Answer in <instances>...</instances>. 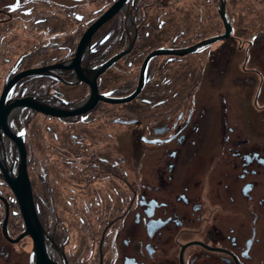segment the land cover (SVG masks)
<instances>
[{
  "label": "flooded vegetation",
  "instance_id": "obj_1",
  "mask_svg": "<svg viewBox=\"0 0 264 264\" xmlns=\"http://www.w3.org/2000/svg\"><path fill=\"white\" fill-rule=\"evenodd\" d=\"M115 1L0 0L1 85L17 72L42 69L18 78L10 98L32 96L62 107L83 102L90 87L69 65L83 33ZM143 3L126 0L82 51L78 66L85 72L131 43L96 78L105 96L130 94L152 50L182 49L225 33L218 7L222 30L188 32L195 35L190 41L177 32L164 44ZM229 4L237 5L232 18ZM224 8L230 30L216 40L221 46L211 47L214 41L151 56L139 93L128 101L98 100L67 116L18 108L26 120L35 113L49 120L41 159L33 147L27 153L25 121L15 127L9 114L11 130L24 134L33 211L28 208L27 229L5 179L18 173L15 142L0 129V264H38L37 225L43 264H264V0H224ZM246 19L253 29L234 28L233 21ZM156 21L161 28L164 19ZM139 54L132 75L128 67ZM166 66L173 67L172 83ZM166 84L171 95L162 91ZM100 116L123 127L92 125L96 140L82 141L78 124ZM55 118L76 129V142L64 141L66 127L61 142L54 140Z\"/></svg>",
  "mask_w": 264,
  "mask_h": 264
},
{
  "label": "water",
  "instance_id": "obj_2",
  "mask_svg": "<svg viewBox=\"0 0 264 264\" xmlns=\"http://www.w3.org/2000/svg\"><path fill=\"white\" fill-rule=\"evenodd\" d=\"M125 1L126 0H116L95 22H93L86 29V31L83 33L82 37L79 40L76 53L72 59L73 63L69 65V67H73L78 79L83 80L90 87V94L83 102L76 103L75 105L69 106V107H62V106H53V105H49L44 102H40L39 100H36L32 96H24L20 98H10L9 96L10 90L13 84L16 82V80L20 77H23L29 74L40 73L42 69H37V68L26 69V70L17 72L8 81H6L2 86V89L0 92V129H2L3 133L6 134L8 137H10L15 142V150H16V153L19 159L17 175L13 179H11L7 174H5V179L10 184V186L12 187V189L15 191L17 195L24 218L26 220L27 229H29L28 208H31L33 211V204H32V201H30L31 198H30V191H29V181H28L27 170H26V149L24 145V134L22 132L14 133L8 124V116L13 110L27 106V107L34 108L44 114H49L52 116H67V115L78 114V113H81V112H84L90 109L98 100H104V101L113 102V103L128 101L134 98L139 93L142 87V84H143V75H144L146 62L151 56L155 54H159V53L188 52V51L194 50L197 47L212 43L218 39L225 37L228 31L230 30V24L227 22L226 17H225L224 0H220L218 11L223 20L224 26H225L224 34L208 37L206 39H203L197 42L196 44L192 46L182 48V49L158 48V49L152 50L146 55L145 59L142 62L138 82H137L135 89L126 96L108 97L98 92L96 78L106 68H108L117 58H119L122 54H124L125 51L130 47L131 43L129 44L127 49H124L120 52L115 53L114 55H112L111 57H109L107 60L97 65L96 67L89 68L86 71L84 70L85 72H83V70L79 68L78 65H79V60H80L82 51L84 47L88 44L93 31L97 28L98 25H100L107 18H109L111 15L117 12L120 9V7L124 4ZM0 166H1V169L4 170L1 162H0ZM37 228H38L37 236H36L37 237L36 238V248H37V253H38L37 260H38V264H43L42 243H41V237L38 233L41 231V228L39 225H37Z\"/></svg>",
  "mask_w": 264,
  "mask_h": 264
},
{
  "label": "rangeland",
  "instance_id": "obj_3",
  "mask_svg": "<svg viewBox=\"0 0 264 264\" xmlns=\"http://www.w3.org/2000/svg\"><path fill=\"white\" fill-rule=\"evenodd\" d=\"M168 1L169 2H167L166 4L160 6L156 0H144V3L145 2L147 3L146 5L147 14L153 20L151 24L153 28L151 29V31L162 32L164 36L163 38L164 44L172 43L173 40L176 39L173 37H175V33L177 34V32L180 35L178 38L179 40L181 38L183 41H188V40L190 41L192 38L195 37V35L194 36L193 34L190 35L188 32L196 31L198 34L204 35L205 33H208V32L215 33V32L222 30V22L219 19L218 13H217V8L219 7L220 0H210V1L203 0L204 4H203V1L201 0H168ZM144 3L142 4L143 7H144ZM209 12H210V19L208 18V15H207ZM236 12H237V5L235 6V4L234 5L229 4L227 6V14L230 18H232L231 16L235 15ZM158 16L164 19V24L162 25L161 28L157 27V24H156L157 22L156 18ZM242 24H247L248 26L247 30H251L254 28L252 25V22H250L247 19L246 21L241 20L240 22L233 21V25L235 29L237 28L239 30L240 25ZM127 25L130 26V23H128ZM222 44H223L222 42L216 41L212 43L210 46L218 47V46H221ZM140 55L141 54L138 55L137 59L131 58V64H129L128 68L130 67L132 68L131 69L132 75L134 72H135V75L138 72V64L141 59L139 58ZM160 57H164V56H160ZM172 69H173L172 66H166L163 70L164 72L169 73L170 78L168 80L170 82L172 79L171 75L173 76ZM4 72L5 70L0 69V90L2 86L1 81H2ZM166 87L168 89L166 90L162 89V91H164V94L167 92L169 93V95H171L172 86L170 85V88H169L168 84H166ZM169 97L172 98V96H169ZM170 105H171V101L168 103V106ZM117 107L118 105H113L107 108L116 109ZM20 114L23 116L21 117V119L18 118ZM26 118H27V113H23L22 111L20 112V110L17 109L14 113L10 115L9 121H11V123L13 124V126L15 125V127H18V120L25 121L27 128H28L27 133H26L27 153H29L30 149L33 147L34 148L33 151L36 152V155H37L36 158L41 159L45 156V144L49 141L48 135H46V132L44 130L45 125L50 124L49 120L47 117H44V115L39 114V113H35L33 118H29L27 120ZM91 120L92 121H89L88 123L78 124L77 130L81 131L80 133L81 135L80 134H77V135L81 136L82 141L93 142L96 140L95 135L93 136L92 134V131L93 132L95 131V129L91 128L92 125L97 124L98 126H103V127H106L108 125H114L115 127H117V131H118V128L123 127L121 123H118V122L111 123L110 121H108L105 118H102L101 116L97 119L91 118ZM13 126L11 127L12 129H14ZM51 126H53L54 130L57 131L56 133L58 137L56 136L57 138L54 139L55 141L61 142L60 131H63V130L65 131L64 141L66 142H76L77 141V139L75 140V138H72L71 136V132L73 130L76 132L75 128L74 129L71 127L68 128L65 124H63L62 121H59V119H56V118L51 119ZM62 127H66L67 129L62 130ZM71 151L76 152V149H71ZM118 153L120 155L123 154L122 151L117 149L116 155H115L116 157H118ZM73 154L74 155H70V157H75V153ZM87 172L89 171L86 170L84 173H87ZM69 183H71L70 180H68V184Z\"/></svg>",
  "mask_w": 264,
  "mask_h": 264
},
{
  "label": "bare ground",
  "instance_id": "obj_4",
  "mask_svg": "<svg viewBox=\"0 0 264 264\" xmlns=\"http://www.w3.org/2000/svg\"><path fill=\"white\" fill-rule=\"evenodd\" d=\"M16 110H17V109L13 110V111L11 112V114L14 113Z\"/></svg>",
  "mask_w": 264,
  "mask_h": 264
}]
</instances>
